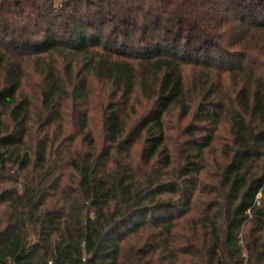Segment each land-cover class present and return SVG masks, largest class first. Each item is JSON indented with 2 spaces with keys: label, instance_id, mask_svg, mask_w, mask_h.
Instances as JSON below:
<instances>
[{
  "label": "trees",
  "instance_id": "obj_1",
  "mask_svg": "<svg viewBox=\"0 0 264 264\" xmlns=\"http://www.w3.org/2000/svg\"><path fill=\"white\" fill-rule=\"evenodd\" d=\"M0 264H264V0H0Z\"/></svg>",
  "mask_w": 264,
  "mask_h": 264
},
{
  "label": "rangeland",
  "instance_id": "obj_2",
  "mask_svg": "<svg viewBox=\"0 0 264 264\" xmlns=\"http://www.w3.org/2000/svg\"><path fill=\"white\" fill-rule=\"evenodd\" d=\"M94 90H95L94 91L95 97L90 100V106L94 110V112L92 113V118H94V119H93V122H91V124L94 128L93 130L97 133L99 130L98 127H100L97 109L104 99L105 91L103 89H101L99 86H96ZM95 116H96V118H95Z\"/></svg>",
  "mask_w": 264,
  "mask_h": 264
}]
</instances>
